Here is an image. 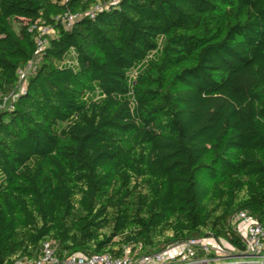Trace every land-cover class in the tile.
Masks as SVG:
<instances>
[{
  "label": "trees",
  "instance_id": "1",
  "mask_svg": "<svg viewBox=\"0 0 264 264\" xmlns=\"http://www.w3.org/2000/svg\"><path fill=\"white\" fill-rule=\"evenodd\" d=\"M109 1L0 0V102L17 95L0 110V264L46 242L62 260L210 237L243 255L230 221L264 217V0H117L91 16ZM40 26L54 35L38 52Z\"/></svg>",
  "mask_w": 264,
  "mask_h": 264
},
{
  "label": "built area",
  "instance_id": "2",
  "mask_svg": "<svg viewBox=\"0 0 264 264\" xmlns=\"http://www.w3.org/2000/svg\"><path fill=\"white\" fill-rule=\"evenodd\" d=\"M117 0H110L107 4L98 3L93 6L90 14L93 17L96 11L107 7L109 4L116 5ZM78 17L69 15L65 19V27L71 28ZM54 34L50 27L40 26L36 42L38 52L43 51L47 44V38ZM37 52V53H38ZM31 62L24 70L18 72V87L22 91L25 88L26 80L32 71ZM7 100L0 102V110L10 109ZM231 221L235 222L238 228L243 231L245 253L238 258L256 259L260 258L264 250V217L261 221L251 217L246 212L236 215ZM212 250L205 239H193L184 244L173 245L165 251L154 252L149 255L138 256L133 254L130 247L125 248L124 255L112 257L111 255H94L92 257L82 255H71L62 260L56 252L53 242H46L42 246L38 258L23 259L16 264H220L227 258L215 256L210 257ZM244 256V257H243Z\"/></svg>",
  "mask_w": 264,
  "mask_h": 264
},
{
  "label": "rangeland",
  "instance_id": "3",
  "mask_svg": "<svg viewBox=\"0 0 264 264\" xmlns=\"http://www.w3.org/2000/svg\"><path fill=\"white\" fill-rule=\"evenodd\" d=\"M54 34H52L51 36H53ZM50 36V37H51ZM40 63V59L38 58V60L36 62L32 63V69H34L38 64ZM20 89L17 90V92H19ZM16 93L13 95H9L8 97H6L7 103L8 105L11 104V102H13V100L16 98ZM230 227L235 229L237 232L240 233L241 236H243V231H241L237 224L233 221H230ZM207 243L210 245V248L212 250V252L219 257L225 258L227 260H233L236 259V255L235 254V250L229 245V243L226 241V239L224 238H215V237H210L209 239H207ZM238 258V257H237ZM223 263V262H221Z\"/></svg>",
  "mask_w": 264,
  "mask_h": 264
},
{
  "label": "water",
  "instance_id": "4",
  "mask_svg": "<svg viewBox=\"0 0 264 264\" xmlns=\"http://www.w3.org/2000/svg\"><path fill=\"white\" fill-rule=\"evenodd\" d=\"M241 256V255H240ZM244 257V256H243Z\"/></svg>",
  "mask_w": 264,
  "mask_h": 264
}]
</instances>
